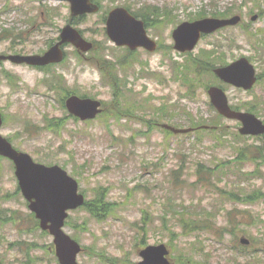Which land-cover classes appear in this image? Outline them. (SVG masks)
<instances>
[{"label": "rangeland", "instance_id": "374dc122", "mask_svg": "<svg viewBox=\"0 0 264 264\" xmlns=\"http://www.w3.org/2000/svg\"><path fill=\"white\" fill-rule=\"evenodd\" d=\"M116 5L130 6L137 12L147 5L172 9L162 28L152 31L165 45L173 43L171 30L175 24L202 11L240 14L241 25L207 37L195 52L214 45L220 47L228 62L243 55L264 61V52L260 51L264 44L259 46L260 37H253L264 30V0H104L103 9ZM69 15L65 2L0 0V35L3 29L16 33L33 30L25 43L0 39V53H14L12 49L19 53L43 52L48 41L57 39ZM254 15L259 17L256 21L252 20ZM77 25L89 40L98 42L99 48L88 54L90 60L82 59L75 48L68 46L67 60L46 71L10 62L0 64V109L5 116L1 132L17 148L38 162L64 167L79 181L87 200L94 199L98 189L108 193V201L113 203L110 214L93 216L81 207L69 215L65 229L84 248L79 264H139V249L148 244H166L172 264H264V197L253 205L237 204L219 196L214 186L194 183L200 161L214 167L218 162L233 160L234 145L238 144L234 141L244 140L236 138V129L232 128L235 123L218 120L223 128L228 125L226 132L231 133L228 141L222 138L220 142L216 133L173 135L156 125L189 127L188 113L204 123L215 115L203 83L193 82L196 86L190 92L187 84L174 80V60L183 59L174 51L170 56L140 51L133 64L121 72L129 84L125 87L122 83L118 104L113 100L110 79H102L97 61L105 54L120 57L123 50L100 35L98 16ZM254 63L259 72L264 70L263 62ZM146 65V74L136 78L134 73ZM54 75L64 77V90L45 83ZM228 88L229 97L237 104L255 103L253 99L257 98L264 102L262 84H256L251 92ZM67 90L102 98L107 112L87 122L69 118L61 103ZM129 104L136 108L128 118L125 113ZM117 110L119 113H114ZM55 119L59 126L47 128ZM232 166L213 180L217 187L236 195L264 189V164H242L243 171L257 169L258 175H243ZM18 189L13 163L0 157V216L7 213L14 219L0 218V264H57L53 237L34 226L27 201ZM189 204L192 211L197 210L198 218L204 210L211 213V229L191 235L183 232L176 216L183 205ZM242 236L251 243L241 245ZM20 241L22 249L17 245ZM33 243L37 246L29 250Z\"/></svg>", "mask_w": 264, "mask_h": 264}, {"label": "water", "instance_id": "95a60500", "mask_svg": "<svg viewBox=\"0 0 264 264\" xmlns=\"http://www.w3.org/2000/svg\"><path fill=\"white\" fill-rule=\"evenodd\" d=\"M73 11L85 12L96 11L97 6H93L89 0H72ZM119 16L128 17L131 21L133 18L124 10H115L111 19L109 20V33L116 28L121 27L123 24L121 20H118ZM238 17L231 20L220 21L217 19H205L198 22V24L184 25L180 27L175 36L178 41V45L181 49H192L198 40V26L205 30H211L221 25L228 23H235ZM130 25V24H129ZM141 32L135 28H128L127 34L135 36V34ZM62 40L53 46L44 55H30V56H0L2 58H10L16 62H28L32 64H48L53 61H61L63 58V51L61 45L64 42L71 41L78 47L86 50L90 44L86 43L70 26L64 28L61 34ZM120 43H124V39H118ZM128 37L126 42H134ZM139 44L147 42V39H136ZM241 63H234L229 67L218 69L217 72L226 80L238 81L237 75L241 67ZM213 99L216 101L220 111L238 118H243L245 126L241 129L242 132H263V123L256 119L254 116L244 115L241 113H232L227 105V100L224 93L218 89L213 88L210 90ZM68 107L71 113L80 116L82 119L95 117L100 112L99 106L101 103L97 100H81L78 97H71L68 100ZM2 124V118L0 113V126ZM175 132H185L186 130L175 129L169 126ZM0 153L12 158L16 165V174L20 181V186L26 198L33 200L30 204V208L37 213V216L41 218V226L44 229L50 228L52 233L56 235L55 242L57 244V253L61 259L62 264H77L76 256L80 250V246L77 242L71 240L70 237L64 234L61 227L64 225V220L67 217L66 210L69 208H75L84 202V196L77 194L78 184L77 182L68 176L59 166L47 167L46 165L35 163L32 157L23 152H19L13 148L12 144L0 135ZM51 221V225L48 222ZM169 254L165 245L149 246L142 251V255L145 257V261L141 264H170L165 255Z\"/></svg>", "mask_w": 264, "mask_h": 264}, {"label": "trees", "instance_id": "16d2710c", "mask_svg": "<svg viewBox=\"0 0 264 264\" xmlns=\"http://www.w3.org/2000/svg\"><path fill=\"white\" fill-rule=\"evenodd\" d=\"M187 79H189L187 77ZM58 120L55 119V121H51L50 126L51 127H58L59 123L57 122ZM246 154H244V152H240L238 155V159H244L246 158ZM203 166V165H201ZM180 170H176L175 172H179ZM202 171V168L199 169V172ZM179 180V178H178ZM184 182V181H181ZM200 182L203 184H206V180L200 179ZM106 194V193H105ZM91 212H93L96 215H101V213H106V212H110L112 210V206L113 204L108 202L106 200V196L103 193L97 194V196L95 197L94 200L87 202L86 205ZM193 205L189 204V205H183V208L181 210H178V215L176 216L177 218V224L179 226H181L182 230L184 233L190 234L191 232L195 231V230H206L209 229L211 227V213H207L205 210L200 214V217L195 218V213L197 210L192 211L191 207ZM111 213V212H110Z\"/></svg>", "mask_w": 264, "mask_h": 264}, {"label": "flooded vegetation", "instance_id": "af4514ba", "mask_svg": "<svg viewBox=\"0 0 264 264\" xmlns=\"http://www.w3.org/2000/svg\"><path fill=\"white\" fill-rule=\"evenodd\" d=\"M93 2L99 4L100 8L101 6L103 5L104 3V0H92ZM88 17V14H82V15H79L78 17H72L70 18L69 22H74L76 18L82 20L84 18H87ZM165 18L161 17H145L143 18V21H144V25L145 27L148 29V31L150 32L151 35H153L152 33V30L153 29H156L155 27L152 28L151 30V26H157L159 25L160 23H162V21L164 20ZM159 30V29H158ZM157 39V44H158V37L156 38ZM157 48L159 50H164L165 46L163 45V43H159ZM258 99L260 98H257V99H253V101L255 103H241V104H237L236 102H234L232 105V108L235 110V111H239V112H250V113H255V114H260V115H264V102H259Z\"/></svg>", "mask_w": 264, "mask_h": 264}]
</instances>
